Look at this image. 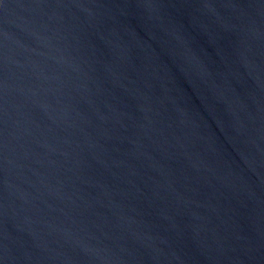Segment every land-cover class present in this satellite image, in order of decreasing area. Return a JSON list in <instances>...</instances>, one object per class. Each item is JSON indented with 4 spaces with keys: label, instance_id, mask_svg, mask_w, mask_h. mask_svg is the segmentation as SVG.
I'll use <instances>...</instances> for the list:
<instances>
[{
    "label": "water",
    "instance_id": "water-1",
    "mask_svg": "<svg viewBox=\"0 0 264 264\" xmlns=\"http://www.w3.org/2000/svg\"><path fill=\"white\" fill-rule=\"evenodd\" d=\"M0 264H264V0H0Z\"/></svg>",
    "mask_w": 264,
    "mask_h": 264
}]
</instances>
